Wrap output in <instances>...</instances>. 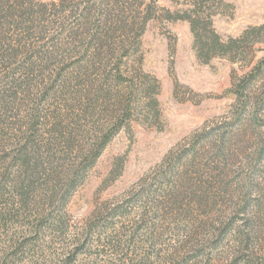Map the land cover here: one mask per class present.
Listing matches in <instances>:
<instances>
[{
  "label": "rangeland",
  "instance_id": "1",
  "mask_svg": "<svg viewBox=\"0 0 264 264\" xmlns=\"http://www.w3.org/2000/svg\"><path fill=\"white\" fill-rule=\"evenodd\" d=\"M22 1L18 11L0 12V171L12 162L8 156L15 150L13 137L19 130L16 136L22 137L32 127L26 118L34 104H39L37 144L57 151L66 146L62 135L51 130L58 123L53 116L66 119L61 125L68 132L67 120L89 107L73 101L67 86L58 82L51 88L46 76L54 79L59 74L62 79L72 73L82 60L83 39L94 22L120 15L119 0L116 6L112 0ZM133 3L127 13L137 18L135 22L146 4L152 6L154 17L138 35L133 58L125 60L129 68L140 66L157 80L158 113L147 121L135 115L113 135L75 188L66 211L80 225L104 203L113 206L131 197L129 203L133 199L138 207L142 199L150 235L158 237L153 250L175 247L188 233L195 238L190 250L229 259L237 245V229L242 237L253 236L255 225L264 232V66L262 71L257 68L264 58V30L249 33L244 54L220 55L202 63L188 21L164 19L167 12L184 9V0ZM212 20L219 36L239 38L264 25V0H221ZM40 77L44 78L33 90L34 103L25 101L15 86ZM15 92L14 106L9 96ZM56 140L59 144L54 146ZM178 157L187 165H180ZM166 161L181 172L179 178L175 175L176 187L186 179L175 199L161 193L132 198L142 184L153 185ZM132 219L113 218L114 228L106 234L130 225ZM248 250L258 253L254 241L248 242ZM201 258L195 264H208Z\"/></svg>",
  "mask_w": 264,
  "mask_h": 264
},
{
  "label": "trees",
  "instance_id": "2",
  "mask_svg": "<svg viewBox=\"0 0 264 264\" xmlns=\"http://www.w3.org/2000/svg\"><path fill=\"white\" fill-rule=\"evenodd\" d=\"M220 1L184 0V9L167 12L164 17L168 21H188L194 38L193 47L202 63L220 55L244 54L250 42L249 33L262 34L264 30L262 25L236 39L219 36L212 19ZM23 3L22 0H0V12L18 11ZM112 3L120 4V15L115 18L104 16L94 22V28L83 39L82 60L72 73L62 79L59 74L54 79L46 76L51 88L59 82L70 90L73 101L89 107L84 108L83 115L73 113L71 120H67L71 126L68 132L61 125L66 119L53 116L58 123L51 130L62 135L66 146L57 151L52 150L54 147L48 150L37 144L39 104H34L27 114L26 121L32 129L27 128L22 137H17L19 130L13 137L15 150L8 156L12 162L8 169L0 171V264H195L201 257L208 264L216 259L220 260L219 264H264V232L260 233L261 226L257 225L251 229L253 236L245 234L242 237V232L237 229V245L229 259L224 256L208 258L201 256L200 249L190 250L189 245L195 238L188 233L175 247L165 251L152 249L158 237L150 235L149 223L145 221L147 205L138 197L161 193L175 199L176 193L185 187L186 179L181 181L184 179L181 178L178 187L174 185L175 175L179 178L181 172L174 170L171 161H166L152 186L142 184L132 196L138 198L142 206L136 204L138 207H135L131 203L133 199L129 203L131 197L125 202L117 201L119 203L113 206L104 203V207L95 210L80 225H75L66 211L75 188L83 183L88 169L113 135L135 115L143 116L147 121L158 113L156 95L160 87L157 80L140 66L129 68L126 63L137 52L138 35L154 17L152 6L146 4L144 14L135 22L137 18L127 13L134 7L133 0H119L118 4L112 0ZM142 4L141 0L139 5ZM73 40L76 41L75 35ZM263 66L264 58L257 67L259 71ZM42 78L34 83L25 79L15 89L25 101L34 103L33 90ZM17 96L16 92L9 96L14 106ZM19 103H22L20 98ZM84 138H89L90 143H84ZM57 142L53 145L57 146ZM191 158L195 159V155ZM177 161L185 166L188 162L181 157ZM115 217L133 219L130 225L122 224L117 231L113 229L115 235H108ZM205 229L209 226L205 225ZM96 239L103 244L97 245ZM250 241H254L258 253L248 250Z\"/></svg>",
  "mask_w": 264,
  "mask_h": 264
}]
</instances>
